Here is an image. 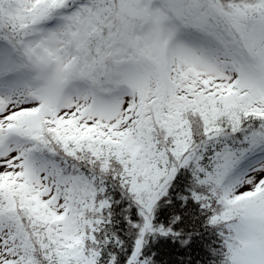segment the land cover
<instances>
[{
  "label": "snow or ice",
  "instance_id": "1",
  "mask_svg": "<svg viewBox=\"0 0 264 264\" xmlns=\"http://www.w3.org/2000/svg\"><path fill=\"white\" fill-rule=\"evenodd\" d=\"M0 264H264V0H0Z\"/></svg>",
  "mask_w": 264,
  "mask_h": 264
}]
</instances>
